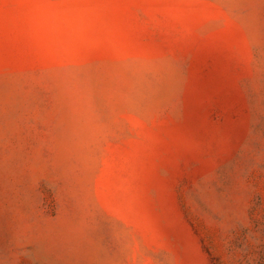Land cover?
Instances as JSON below:
<instances>
[{"label":"rangeland","instance_id":"374dc122","mask_svg":"<svg viewBox=\"0 0 264 264\" xmlns=\"http://www.w3.org/2000/svg\"><path fill=\"white\" fill-rule=\"evenodd\" d=\"M0 264H264V0H0Z\"/></svg>","mask_w":264,"mask_h":264}]
</instances>
